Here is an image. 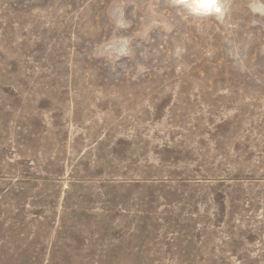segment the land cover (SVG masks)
Wrapping results in <instances>:
<instances>
[{
	"label": "rangeland",
	"instance_id": "1",
	"mask_svg": "<svg viewBox=\"0 0 264 264\" xmlns=\"http://www.w3.org/2000/svg\"><path fill=\"white\" fill-rule=\"evenodd\" d=\"M217 2L0 0V264H264V0Z\"/></svg>",
	"mask_w": 264,
	"mask_h": 264
},
{
	"label": "clouds",
	"instance_id": "2",
	"mask_svg": "<svg viewBox=\"0 0 264 264\" xmlns=\"http://www.w3.org/2000/svg\"><path fill=\"white\" fill-rule=\"evenodd\" d=\"M176 6H182L192 15L219 14L220 8L217 0H171Z\"/></svg>",
	"mask_w": 264,
	"mask_h": 264
},
{
	"label": "bare ground",
	"instance_id": "3",
	"mask_svg": "<svg viewBox=\"0 0 264 264\" xmlns=\"http://www.w3.org/2000/svg\"><path fill=\"white\" fill-rule=\"evenodd\" d=\"M152 115V114H151ZM240 116V115H239ZM240 118H242V117H240ZM239 119V118H238ZM241 123V122H240ZM232 134V133H231ZM241 145V144H240ZM241 148V147H240ZM242 152H243V150H242ZM245 153H246V151H244ZM174 156V155H173ZM264 166V165H263ZM253 169V168H252ZM141 179V178H140ZM146 179V178H145Z\"/></svg>",
	"mask_w": 264,
	"mask_h": 264
}]
</instances>
